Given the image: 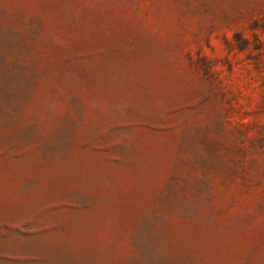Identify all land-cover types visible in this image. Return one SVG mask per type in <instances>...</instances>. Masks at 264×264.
I'll list each match as a JSON object with an SVG mask.
<instances>
[{"label":"rangeland","instance_id":"rangeland-1","mask_svg":"<svg viewBox=\"0 0 264 264\" xmlns=\"http://www.w3.org/2000/svg\"><path fill=\"white\" fill-rule=\"evenodd\" d=\"M0 264H264V0H0Z\"/></svg>","mask_w":264,"mask_h":264}]
</instances>
